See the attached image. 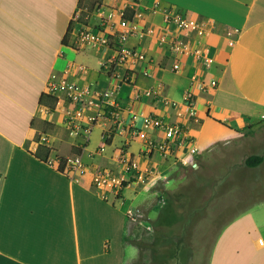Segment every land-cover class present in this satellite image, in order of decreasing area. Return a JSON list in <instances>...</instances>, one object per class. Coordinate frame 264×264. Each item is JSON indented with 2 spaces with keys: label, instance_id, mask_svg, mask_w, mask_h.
<instances>
[{
  "label": "crops",
  "instance_id": "1",
  "mask_svg": "<svg viewBox=\"0 0 264 264\" xmlns=\"http://www.w3.org/2000/svg\"><path fill=\"white\" fill-rule=\"evenodd\" d=\"M165 8L202 24L203 35L166 23ZM122 16L143 29L123 45L145 58H126L109 81L102 62L116 53ZM81 26L108 34L109 44H81ZM175 38L185 41L183 53L170 49ZM199 45L213 56L210 66L193 55ZM53 73L115 91L117 115L99 120L85 144L82 133L70 134L65 126L63 94L52 108L40 102ZM187 92L196 118L179 114ZM147 114L181 123L190 140L169 155L145 150L135 130L162 137L161 130L143 126ZM262 124L264 0H0V264H125L131 211L145 213L162 198L157 187L167 173L218 143L242 141ZM40 145L49 157L80 156L87 170L73 180L35 155ZM122 147L144 179L106 200L91 173L106 168L124 175ZM263 211L258 206L236 213L214 242L208 264H264V221L256 217Z\"/></svg>",
  "mask_w": 264,
  "mask_h": 264
},
{
  "label": "rangeland",
  "instance_id": "2",
  "mask_svg": "<svg viewBox=\"0 0 264 264\" xmlns=\"http://www.w3.org/2000/svg\"><path fill=\"white\" fill-rule=\"evenodd\" d=\"M260 127L167 173L157 187L163 188L162 198L145 213L131 211L125 264H208L214 242L236 213L264 210V124ZM252 154L263 160L247 167L244 160ZM256 217L264 221V211Z\"/></svg>",
  "mask_w": 264,
  "mask_h": 264
},
{
  "label": "built area",
  "instance_id": "3",
  "mask_svg": "<svg viewBox=\"0 0 264 264\" xmlns=\"http://www.w3.org/2000/svg\"><path fill=\"white\" fill-rule=\"evenodd\" d=\"M132 5H135L138 0H129ZM79 13H76V17ZM164 20L168 24H174L179 28L190 29L201 36L204 33L202 24L189 20L180 10L165 8ZM120 25L124 28L116 34V53L102 62V68L105 70L108 80L115 78L116 68L124 63L126 58H133L136 60H143L145 55L137 48H127L123 45L124 40L132 32L142 33L143 29H138L135 24L130 23L123 16L120 20ZM78 41L81 44L99 46L102 44H109V35L104 34L101 30L81 26L77 33ZM161 42L165 39L162 37ZM112 42V41H111ZM170 49L176 53H183L186 50V43L183 40L176 39L170 43ZM193 55L197 59H202L205 66H210L214 62V58L210 54H204L202 47L199 45L193 49ZM173 69L178 70L180 65L178 62L173 64ZM211 85H215L216 81L213 79ZM96 85L92 82L78 83L71 81L67 76L60 77L56 74H51L46 82L45 94L53 97L63 94L67 107L64 110V123L70 134L82 133V144L88 141V136L93 126L106 115L115 117L117 115L119 103L114 97L115 91L113 88L105 87L97 90ZM146 94H151L146 91ZM165 105L176 106V102L164 99ZM182 110L180 113H187L189 116L196 118V112L193 105L191 93L187 92L183 102L180 104ZM143 126L152 130H161L162 137L157 140L151 137L148 132L137 129L135 135L144 141L145 150L156 149L162 154L169 155L173 152L174 146H180L185 141L190 139L185 137L184 128L179 122H165L161 117L154 114H147L142 117ZM40 143L47 144L48 139L46 136L40 138ZM196 147L192 146L191 151H196ZM119 160L124 168V175L114 173L110 169L96 168L91 173V183L96 187L103 199H118L120 192L124 188L123 183H129L131 180L142 179L143 173L140 169L138 162L127 153L122 147L119 150ZM45 161L54 166L56 169L61 164L60 157H49ZM189 161H191L189 159ZM60 170V169H58ZM87 170L86 164L82 158L75 155L64 161V167L60 171L66 174L73 180H78L79 176ZM262 241L264 239L262 238Z\"/></svg>",
  "mask_w": 264,
  "mask_h": 264
},
{
  "label": "trees",
  "instance_id": "4",
  "mask_svg": "<svg viewBox=\"0 0 264 264\" xmlns=\"http://www.w3.org/2000/svg\"><path fill=\"white\" fill-rule=\"evenodd\" d=\"M42 101H45L50 106V108H52L54 97L50 96L48 94H42V96L40 98V102H42ZM48 154H49V149H47L41 145L38 147L37 151L35 152V155L42 160H45L47 158ZM60 159H61V164H60L58 169L61 170L64 167L65 158L60 157ZM262 160H263V157L261 155L252 154V155H249L245 158L244 163L247 167H255L259 163H261ZM126 185H127V183L124 182L123 186L126 187Z\"/></svg>",
  "mask_w": 264,
  "mask_h": 264
}]
</instances>
